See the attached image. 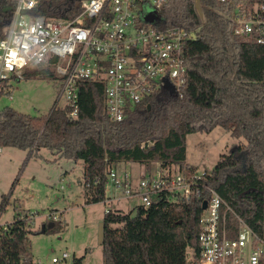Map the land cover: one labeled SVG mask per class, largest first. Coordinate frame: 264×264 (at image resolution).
<instances>
[{
	"label": "trees",
	"instance_id": "16d2710c",
	"mask_svg": "<svg viewBox=\"0 0 264 264\" xmlns=\"http://www.w3.org/2000/svg\"><path fill=\"white\" fill-rule=\"evenodd\" d=\"M81 1H45L35 11L71 17ZM200 6L202 15L195 0H167L160 12L163 27L197 34L184 44L188 80L183 97L156 93L121 121H111L104 112L103 84L86 81L79 90L75 117L56 101L42 115L10 106L0 109V147L25 150L24 161L39 157L38 150L45 148L55 158L83 162L86 204L107 198L108 174L120 162L139 163L147 171L155 163L162 175L197 174L186 161L187 134L221 127L245 139L243 146L220 154L211 171L200 176L198 195L164 191L151 195L148 206L136 205L128 212L107 205L102 264H199L198 221L210 189L264 238V45L253 35L234 33L230 3L200 0ZM14 8L15 0H0V38ZM25 74L48 78L52 72L39 67ZM10 195L11 191L2 195L0 213ZM22 213L16 212L0 235V264H34L29 240L33 221L19 218ZM60 217L59 213L57 219L46 221L45 231L59 228ZM228 221L235 226L232 215ZM72 264H82V257Z\"/></svg>",
	"mask_w": 264,
	"mask_h": 264
},
{
	"label": "built area",
	"instance_id": "2783aa9c",
	"mask_svg": "<svg viewBox=\"0 0 264 264\" xmlns=\"http://www.w3.org/2000/svg\"><path fill=\"white\" fill-rule=\"evenodd\" d=\"M45 1L54 0H15L0 38V92L8 89L9 80L22 79L25 69L46 67L57 83L56 106H65L69 116H77L81 84L101 82L104 112L111 121H121L156 93L184 96L188 80L184 44L197 34L162 26L160 12L167 0H82L78 11L64 18L37 14L35 10L42 9ZM218 1L232 5L229 17L234 33L253 35L264 45V0ZM206 173L147 174L135 189L128 173L118 179L111 169L108 176L114 187L122 188L120 198L136 195L146 207L151 195L164 191L198 195L197 180ZM204 202L197 232L199 264H264V238L213 189ZM228 215L236 219L235 226ZM18 217L34 216L24 212ZM9 223L0 224V235L7 232ZM68 256L63 252L51 261Z\"/></svg>",
	"mask_w": 264,
	"mask_h": 264
},
{
	"label": "rangeland",
	"instance_id": "374dc122",
	"mask_svg": "<svg viewBox=\"0 0 264 264\" xmlns=\"http://www.w3.org/2000/svg\"><path fill=\"white\" fill-rule=\"evenodd\" d=\"M34 68L24 70L23 78L11 79L12 87L0 93V109L10 106L27 114H46L57 97L56 80L38 75L26 76ZM243 137L232 136L221 127L209 132H194L186 135V161L198 173L210 172L220 154L243 146ZM39 157L26 161V151L17 147H0V200L11 191L9 202L0 213V224L13 220L16 212L32 214L29 234L34 264H72L74 258L82 257V264H102V247L98 242L99 223L107 205L128 212L141 199L133 195L120 198L122 188L113 186L108 176L106 197L115 198L109 204L97 202L86 204L83 198V162L68 158H55L45 148L38 150ZM147 171L139 163L120 162L112 167L116 178L123 179L128 173L131 188L148 172L158 173L157 164L152 163ZM15 181V184H14ZM54 211V212H53ZM61 226L40 232L41 225L50 218H58ZM63 252L68 257L53 263L52 257L60 258ZM189 254V253H188Z\"/></svg>",
	"mask_w": 264,
	"mask_h": 264
},
{
	"label": "water",
	"instance_id": "95a60500",
	"mask_svg": "<svg viewBox=\"0 0 264 264\" xmlns=\"http://www.w3.org/2000/svg\"><path fill=\"white\" fill-rule=\"evenodd\" d=\"M195 4H196V8H197V11L199 13V15H202V10H201V6H200V0H195ZM206 204L205 202L202 204V208H205ZM53 225V222H50L49 223V227ZM104 223L103 221H101L99 223V229H98V242L100 245L103 244V240H104ZM40 232H45V225H41V229H40Z\"/></svg>",
	"mask_w": 264,
	"mask_h": 264
},
{
	"label": "crops",
	"instance_id": "0c3cea01",
	"mask_svg": "<svg viewBox=\"0 0 264 264\" xmlns=\"http://www.w3.org/2000/svg\"><path fill=\"white\" fill-rule=\"evenodd\" d=\"M104 202V201H103ZM112 209H116V208H112Z\"/></svg>",
	"mask_w": 264,
	"mask_h": 264
}]
</instances>
